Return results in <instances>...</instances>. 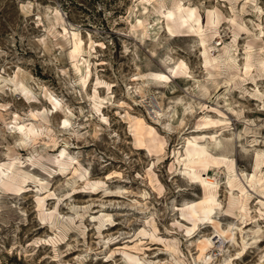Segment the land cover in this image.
<instances>
[{"label":"rangeland","instance_id":"rangeland-1","mask_svg":"<svg viewBox=\"0 0 264 264\" xmlns=\"http://www.w3.org/2000/svg\"><path fill=\"white\" fill-rule=\"evenodd\" d=\"M260 31L264 0H0V264H264ZM195 175L217 182L212 225L187 214Z\"/></svg>","mask_w":264,"mask_h":264},{"label":"bare ground","instance_id":"bare-ground-1","mask_svg":"<svg viewBox=\"0 0 264 264\" xmlns=\"http://www.w3.org/2000/svg\"><path fill=\"white\" fill-rule=\"evenodd\" d=\"M177 8H178L177 9V22L182 27H187L192 34L195 33V34L198 35L201 32L202 26L200 24V18L197 17V15H195V10L191 9V8H185L182 5H178ZM164 18L166 20V29H167L168 33H170L171 35H174L173 31H172V28H171L172 27L171 26V22L176 18L175 14L172 13V12H167V14L164 15ZM139 24H141L140 21H139ZM262 33L263 32L260 31L259 32V36L262 35ZM259 38L260 37H257V39H259ZM80 47H81V41L79 39H77V35L73 34V51L74 52H78ZM202 54H203L205 66L215 67L216 59L213 58L210 55V51H209V49L207 47L204 46ZM234 62L235 61H233V63ZM84 65H87V62L82 60V63H80L78 65L75 64V68H76V70L78 72H80L81 71V66H84ZM183 67H184V64L182 63L179 66V68L182 69ZM263 68H264V66H263ZM244 70H245V72L248 71L249 70V66L244 65ZM88 78H89V73H87L86 76L82 78V82H83L84 86L86 85V83L88 81ZM156 78H158L159 80L169 81V78L167 76L163 75V74L156 75ZM50 100H51L52 105L54 106V108H56L59 105L57 100L54 99L53 97H50ZM156 115L160 117L161 114H158L156 112ZM173 115H175V114H173ZM68 123H69L68 120H65L63 122L64 125H68ZM17 130L23 136H31L32 134H34V130L31 127L25 128V126H20V127L17 128ZM133 135H134V138L136 139V141L140 140L139 139L140 138L139 130H136ZM218 145H219V143L217 144V146ZM187 146L191 148V150L187 151V154H186L187 157L190 158L192 156H198L197 159L192 158L190 160L191 164L197 166V164H202L203 163V164L207 165V168H209V169L214 167V166L210 165V163L208 161L207 162L203 161L204 160L203 159L204 158L203 154H205V147L199 146L198 144H193L190 141L187 142ZM65 154H66V150L64 149L62 151V153H61V157H63ZM72 160H73V158L70 159V161H72ZM222 160L223 161L225 160L226 162H229L228 160H226V158H224ZM0 171H1L2 176H5V172L3 170H0ZM191 179H193V180L197 179L206 192H205V195H204V198L202 200L201 205L199 207H195V206L192 207L191 206L190 209H189V213H187V214H190L191 218L193 216L197 217V216H199V214H201V215H203V218L201 219L202 224H211L212 225L213 224V220H212L210 215H212V213L214 211H217L219 209V203L217 202V199H216V196H215L216 190H217V182L214 179H212V178H206V177L205 178H201L198 175L193 176ZM252 179H253V176H251L249 181H246V182H248L250 184ZM258 179H257L258 181L256 180L257 184H260L262 182V178L259 177ZM227 185L231 188V183L229 182V179H227ZM239 194L240 195H238V199L240 201V206H238V208H237V214L239 216V219L240 218L242 219L246 215L248 197H247L246 192L244 191V189L243 190L240 189L239 190ZM203 227H205V226H203ZM226 238L227 237H226L224 231L216 230V235L213 238H205L202 241V243H201L202 246L200 248V255L204 254L205 252H207V251L211 250L213 247H215V245H216V242H214L215 239L218 240L219 245H222L224 243L223 241L226 240Z\"/></svg>","mask_w":264,"mask_h":264}]
</instances>
